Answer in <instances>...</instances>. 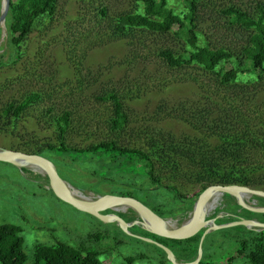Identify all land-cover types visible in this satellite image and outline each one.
I'll use <instances>...</instances> for the list:
<instances>
[{
  "label": "rangeland",
  "instance_id": "rangeland-1",
  "mask_svg": "<svg viewBox=\"0 0 264 264\" xmlns=\"http://www.w3.org/2000/svg\"><path fill=\"white\" fill-rule=\"evenodd\" d=\"M166 6L175 12L183 11L185 2L167 0ZM99 7L105 8L104 16L97 12ZM229 7L255 17L258 9L264 7V0H194L193 28L197 44L229 49L243 68L246 62L241 47L251 29H245L227 14L225 10ZM131 8V0H57L52 21L34 28L20 51L8 42L4 18L0 23V109L9 102L16 103L29 91H38L41 99L25 108L16 119L10 120L0 112V148L22 151L54 141L45 121L48 115L58 116L64 111L72 119L66 141L76 146L109 136L120 145L137 146L149 135L192 146L197 143L195 130L206 134L242 129L240 121L244 116L249 117L256 130L264 132V68L258 72L259 76L237 71L234 80L221 81V76L230 77L234 63H221L220 72H207L194 64L169 67L157 52L171 49L181 53L187 48L182 36L172 31L142 29L117 35L113 18ZM109 90L118 96L125 115L123 128L114 132L109 126L111 105L100 98ZM47 107L50 111L46 114ZM211 143L210 147L216 145ZM52 157L69 162L65 157ZM47 159L75 193L88 198L112 194L109 184L95 183L96 177L82 165L73 163L71 171L62 162ZM184 174L175 182L182 199H175L164 189L154 190L155 197L167 200V206L173 209L172 216L163 217L169 220L171 228L188 219L194 193L203 184ZM255 177V185L249 187L264 190V176ZM50 191L39 168L0 161V224L17 226L16 234L26 256L23 264L30 263L34 244L50 245L56 241L74 247L83 242L91 248L111 249L98 255L102 264H126L122 257L139 253L143 257L130 264H159L160 252L151 242L156 241L166 244L177 262H186L178 258L181 255L178 245L161 237L159 241L139 227H129L128 232H123L112 222L74 209ZM136 198L143 200L139 195ZM244 200L249 205L264 206L253 195H246ZM237 205L235 199L218 195L206 219L218 223V217L229 214L257 220L262 217ZM128 208L117 205L113 212L122 213ZM218 230L208 233L214 244L203 243L202 251L213 259H222L219 261L224 264V254L233 253L234 247L230 242L228 249L229 241L219 245L222 233ZM91 232L101 235L98 241H86L85 234Z\"/></svg>",
  "mask_w": 264,
  "mask_h": 264
},
{
  "label": "trees",
  "instance_id": "trees-1",
  "mask_svg": "<svg viewBox=\"0 0 264 264\" xmlns=\"http://www.w3.org/2000/svg\"><path fill=\"white\" fill-rule=\"evenodd\" d=\"M131 2L130 11L119 12L113 18L116 34L124 36L132 29H142L158 33L172 31L175 35L182 36L187 48L181 53H175L171 49H161L157 52L158 57L169 67L194 64L207 72H220L221 63H234L230 77L225 79L221 76L219 77L221 81L234 80L237 71L259 76L258 72L264 68V7L258 9L255 17H249L244 12L231 7L225 10L238 24L245 29H251L246 34L245 45L241 47L246 65L240 68L239 59L229 49L197 44L198 36L193 28L194 0H184V10L178 12L166 6L167 0H131ZM56 5L57 0H8L5 23L8 42L15 50L20 51L21 44L34 28L52 21ZM97 12L104 16L105 8L99 7ZM100 98L108 100L111 105L112 116L109 118V126L112 132L122 129L125 115L118 96L109 90ZM40 99L41 95L38 91H29L15 101L16 103L9 102L4 105L0 112L3 116H9L10 120L12 117L16 119L20 112ZM49 111L47 107L45 113ZM71 121L68 111L58 116L48 115L45 122L55 140L37 144L31 149L22 148V151L52 158L56 163L62 162L64 168L71 171L74 170L73 163L80 164L90 175L96 177L95 183L109 184L112 187V194L142 196V201L160 217L172 216L173 209L167 206V200L156 198L154 190L164 189L175 199H182L175 182H178L179 177L185 175V172L196 182L203 183L194 196L209 184L253 186L257 180L255 176L260 174L264 176V132L256 130L246 116L240 121L243 124L242 129L232 128L206 134L195 130L198 134V137H195L197 143L192 146L184 141H167L152 135L143 138L137 146L120 145L110 136L88 142L84 146H76L66 141L71 130ZM211 142L216 145L210 147ZM52 156L68 158L69 162L56 160ZM222 196L224 199L234 201L233 197L227 194ZM256 198L259 204L264 205V198L258 196ZM192 203L191 201V205ZM244 211L248 210L244 209ZM116 214L126 221L138 219L137 213L131 208ZM258 214L262 215L259 220L264 221V213ZM217 219H220L219 222H226L236 219V216L229 214ZM114 225L117 227L116 224ZM17 231V226L13 224H0V264H23L26 260ZM220 231L222 236L218 239L219 245L229 241V245L231 242L234 247L233 253L224 254L226 256L223 259L224 264H264V229H248L243 225H235L219 228L218 232ZM150 234L159 241L162 240ZM100 236L96 232H91L84 237L86 241L96 242ZM118 242L117 240L114 244ZM169 243L178 245L181 254L179 259L185 261L194 259L197 240L190 243ZM203 243H207V246L214 244L210 242L208 233L202 240L201 248ZM230 247L231 245L228 249ZM156 248L161 256L159 264H170L163 250ZM104 251L108 249L91 248L83 242L75 247L61 241L50 245L36 243L32 246L29 264H102L98 255ZM110 251L111 249L108 252ZM209 253L213 254L210 251ZM142 257L139 253L122 258L126 264H130ZM219 260L222 259H213L212 255L203 254L202 251L196 264H221Z\"/></svg>",
  "mask_w": 264,
  "mask_h": 264
},
{
  "label": "water",
  "instance_id": "water-1",
  "mask_svg": "<svg viewBox=\"0 0 264 264\" xmlns=\"http://www.w3.org/2000/svg\"><path fill=\"white\" fill-rule=\"evenodd\" d=\"M7 8L8 0H2L0 6V23L5 18ZM23 160L39 166V169L47 178L49 189L56 198L80 212L86 213L101 221L116 224L123 232H128L129 227H139L173 243H190L197 240L194 259L186 262H177L172 251L168 247L159 242L148 239V241L155 243L157 247L163 250L165 258L171 264H196L201 257L202 240L204 236L212 230L235 225H243L248 229H264V221L253 218L238 217L230 221L218 223L209 218L211 221H206L205 225H201V219L204 217V214H200V207L202 203L207 200L211 193H215L217 195L227 194L233 197L244 209L256 213H264V206L249 205L246 203L244 198H242L243 195H253L264 198V190L262 189L251 188L249 186L239 184L206 185L195 196L188 219L180 226L171 228L169 225H166L168 220H165L163 217H160L153 212L139 198L129 195L116 194H102L93 198H88L81 194L79 195L75 193L69 183L60 177L52 162L46 157L36 153H26L19 150L0 148L1 162H8L18 166L17 164ZM117 205H124L133 209L137 213L138 219L126 221L122 217L118 216L115 212H113L114 207Z\"/></svg>",
  "mask_w": 264,
  "mask_h": 264
},
{
  "label": "bare ground",
  "instance_id": "bare-ground-1",
  "mask_svg": "<svg viewBox=\"0 0 264 264\" xmlns=\"http://www.w3.org/2000/svg\"><path fill=\"white\" fill-rule=\"evenodd\" d=\"M18 166H20V167H23V166H27V167H37V168H39V166L37 165V164H34V163H28L27 161H25V160H23V161H20L18 164H17ZM77 191V190H76ZM218 195L217 194H215V193H211L209 196H208V198H207V200L206 201H204L203 203H202V205H201V209H200V214L201 215H203L204 214V217L201 219V221L203 222H201V225L203 224V225H205V223H206V221H211L210 219H206V214H207V211L210 209V208H212L213 207V204H214V202H215V199H216V197H217ZM248 196V195H247ZM245 196L243 195L242 196V198H244ZM120 210V209H119ZM169 221V220H168ZM166 222V225H169V222ZM186 221V220H185ZM184 221V222H185Z\"/></svg>",
  "mask_w": 264,
  "mask_h": 264
}]
</instances>
